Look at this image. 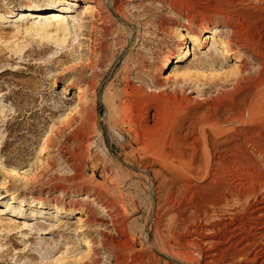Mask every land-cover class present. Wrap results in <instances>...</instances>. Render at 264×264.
<instances>
[{"label":"rangeland","instance_id":"1","mask_svg":"<svg viewBox=\"0 0 264 264\" xmlns=\"http://www.w3.org/2000/svg\"><path fill=\"white\" fill-rule=\"evenodd\" d=\"M19 1L0 0V264H116L115 256L120 255L106 239L119 236L106 227L108 216L100 202L67 181L62 193L52 180L54 175L71 173L64 151L71 146L72 127L67 123L82 117L76 99L79 86L95 106L93 149L106 166V172L98 168L94 174L87 166L83 175L98 183L106 180L109 195L123 204L121 217H126L127 236L134 245L126 253L127 260L141 252L144 259L154 256L149 264H200L175 254L179 248L174 236L179 235L173 233V216L184 202L177 208L168 205L166 215L163 188H152L162 186L163 176L170 174L158 165L146 166L161 171L152 184L142 166L128 167L123 162L119 136L108 125L111 112L105 105L109 102L104 99L122 88L124 80L136 86L141 78L150 81L149 74L165 78L179 67L190 75L184 83L190 97L202 104L194 106V118L206 110L207 98L215 96L223 106L221 114L236 112L257 106V98L264 97V88L256 90L252 77L235 83L241 69L255 75L261 59L246 48H223L204 40L205 34L223 39L229 31L221 23L216 0H177L175 7L168 0H66L70 4L55 6L58 9L48 8L43 0ZM56 12L69 14L68 37L61 42L57 21L48 19ZM207 18L215 24L203 30ZM184 26L193 36L180 46L178 31ZM193 30L200 32L194 36ZM92 46L96 47L95 57L90 58L96 61L95 69L88 63ZM64 51L66 55H60ZM208 54L214 62H197L198 55ZM259 106L255 119L232 122L224 129L233 127L232 135L241 139L245 128L246 134L248 128H262L264 100ZM111 173L116 174V187L108 182ZM158 206L162 207L160 227L164 230L168 225L167 255L155 247L159 241L152 218ZM190 209L185 208L189 216H202ZM94 218L97 221L92 222ZM190 249L198 257L196 247ZM233 264L253 263L242 259Z\"/></svg>","mask_w":264,"mask_h":264},{"label":"bare ground","instance_id":"2","mask_svg":"<svg viewBox=\"0 0 264 264\" xmlns=\"http://www.w3.org/2000/svg\"><path fill=\"white\" fill-rule=\"evenodd\" d=\"M28 1L20 0L17 3ZM34 1L36 0L30 2ZM43 2L48 8L57 9L65 7L61 4H70L66 0ZM216 2L219 3L217 8L221 10L219 14L224 21L221 23L229 31L223 39L214 34H205L204 40H211V45L219 43L223 48L226 45L246 48L260 58L255 75L244 74L245 70L241 69V75L235 79V83L252 77L254 88L261 91L264 88V0ZM176 4L177 0H168L169 6L175 7ZM57 5L60 6L55 7ZM48 19L57 21L59 34L62 35L59 41H64L69 33V14L56 12L50 14ZM205 21L203 30H208L215 24L210 18ZM197 24H200V20ZM199 32L193 30L194 36ZM178 33L180 46L183 39L193 36L188 26L179 29ZM79 44L80 42L77 46ZM95 48L92 46L88 49V59L95 57ZM65 53L61 52L60 55H66ZM197 58L198 63L214 62L209 54L198 55ZM88 63L91 69H95V60L90 59ZM190 65L187 69H190ZM187 74L188 71L182 72L181 68L174 67L171 76L160 78L149 74L150 81L141 78V83L136 86L126 78L122 88L104 99L105 103L109 102L105 106L111 112L108 125L119 136L123 162L128 167L142 166L152 177V184L155 181L153 176L161 174V171L147 169L146 166L158 165L166 175L170 174L169 178L163 176L162 186L153 184L152 188H163L162 202L166 207L164 214L168 211V205L177 208L179 202H184V207L176 209L173 216V233L178 232L179 235L177 238L174 236L175 244L179 248L175 253L178 258L189 257L192 262L200 264H233L242 259L253 264H264V125L253 130L248 128L249 134H246L245 128L241 139L232 135L236 131L233 127L224 129L225 125L232 122L245 123L255 119L261 109L260 101L264 97L257 98V106L251 104L237 109L236 112L223 114L220 113L223 106L219 104L218 98H207L204 104L206 110L194 118V106L202 104L194 101L187 92L189 87L184 83L191 80ZM145 83L150 86L145 87ZM87 86L95 91L91 83ZM77 92V108L82 117L74 123H67L72 127L68 136L71 146H67L64 151L68 154L66 159L71 173L66 176L54 175L52 180L61 188L62 193H66L64 185L67 181L75 190L88 193L100 202L108 216L106 227L119 236L106 237L120 252L119 256H115L116 264H149L154 256L144 259L141 252L134 253L127 260L126 253L134 249V245L127 236L126 217H121L125 209L123 204H118L109 195L106 180L98 183L83 175L87 166L93 174L98 168L106 172V166L93 149L96 137L94 129L97 126L95 106L86 99L83 87L79 86ZM99 138L103 140L102 135ZM109 175V184L116 187L117 184L113 183L117 179L116 174ZM187 207L194 213L201 212L202 216L197 219L189 216L185 210ZM160 208L162 207L153 208L152 220L155 219L154 229L159 241V246L155 247L157 251L167 255L168 225L164 230L160 227ZM93 221H97L96 218ZM146 244L154 247L150 241ZM191 246L196 247L198 257H195Z\"/></svg>","mask_w":264,"mask_h":264}]
</instances>
